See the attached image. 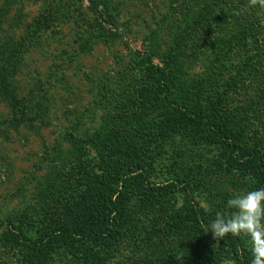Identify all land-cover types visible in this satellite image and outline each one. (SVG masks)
Masks as SVG:
<instances>
[{"label": "rangeland", "instance_id": "rangeland-1", "mask_svg": "<svg viewBox=\"0 0 264 264\" xmlns=\"http://www.w3.org/2000/svg\"><path fill=\"white\" fill-rule=\"evenodd\" d=\"M20 39L25 50L9 79L31 113L25 120L13 114L6 87L0 88V234L14 225L27 241L0 240V264L38 262L31 242L57 212L70 210L117 148L90 136L116 134L118 120L138 117L123 96L147 56L176 80L197 79L208 98L225 103L229 125L245 145L264 155V9L248 0H0V65ZM126 126L124 136L132 130ZM184 129L162 140L142 138L124 156L162 157L157 179L170 159H182L198 204L215 213L227 214L233 195L264 187L231 166L220 143ZM69 132L83 134L77 144ZM155 144L153 156L147 148ZM140 197L125 204L107 254L93 264H200L189 257L197 243L191 231L162 217L153 197ZM170 202L173 210L184 205L181 194ZM76 248L58 237L41 264H82L71 258Z\"/></svg>", "mask_w": 264, "mask_h": 264}, {"label": "trees", "instance_id": "trees-1", "mask_svg": "<svg viewBox=\"0 0 264 264\" xmlns=\"http://www.w3.org/2000/svg\"><path fill=\"white\" fill-rule=\"evenodd\" d=\"M104 7L103 5L98 11ZM22 40H19L17 50H10L1 61L0 66L3 67H0V88L6 87L3 94L12 101L15 108L13 114L25 120V116L31 112L25 107L22 98L18 97L12 79H9L15 73L17 59L25 50L26 44ZM125 86L131 93L123 97L136 107L138 117L127 116L122 117L121 121L118 120L117 126L111 129L116 134L107 131L103 134L95 132L90 136L93 137L92 140L104 138L105 144L114 141L117 148L103 162L104 168L100 169L97 176L89 180L74 196L70 210L57 212L42 228L38 238L31 242L29 247L33 249L38 262L28 263L41 264L48 257V251L58 237H68L77 244L78 248L70 253L71 258L80 259L82 264L96 263L101 255L107 254L110 240L121 226L128 200L132 197L141 196L140 198L146 199L151 196L154 198L152 202L158 208L156 211L162 217L165 215L170 221L177 220L195 237L197 243L189 256L192 263L194 258H199L200 264H220L223 260L230 261L231 264H251V253L244 236L229 234L217 242L210 232L206 233L205 225L216 213L198 204L192 193L191 173L188 167L182 166V159H170L163 165L161 179H157L154 172L162 157L146 162L145 159L136 160L135 157L124 156V151L141 147L142 138L156 136L162 140L168 132L182 133L186 131L184 128H188L198 131L199 139L204 132L209 140L220 143L231 166L246 175H254L263 182L264 155L245 145L240 132L229 125L225 103L219 99L208 98L203 92V85L197 79L176 80L166 65H152L147 56L140 70L129 76ZM125 126L132 129L130 132L125 130L126 136L120 134ZM68 134L73 144L79 142L77 140L80 134L83 135L80 133L73 136L70 132ZM155 146L156 144L148 145L147 150L152 151ZM79 149L81 150L80 147ZM152 153L153 156L157 154L153 151ZM176 154L178 158L182 157L181 153ZM176 194H181L184 201L181 210H173L170 202ZM11 238L27 241L14 225H9L0 234L1 241Z\"/></svg>", "mask_w": 264, "mask_h": 264}, {"label": "clouds", "instance_id": "clouds-1", "mask_svg": "<svg viewBox=\"0 0 264 264\" xmlns=\"http://www.w3.org/2000/svg\"><path fill=\"white\" fill-rule=\"evenodd\" d=\"M248 6L264 9V0H248ZM226 207L227 214L216 212L205 225L206 233L217 242L229 234L243 235L249 243L251 264H264V187L233 195Z\"/></svg>", "mask_w": 264, "mask_h": 264}]
</instances>
